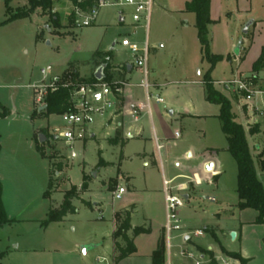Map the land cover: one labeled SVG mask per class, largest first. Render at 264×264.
I'll use <instances>...</instances> for the list:
<instances>
[{
	"label": "rangeland",
	"instance_id": "1",
	"mask_svg": "<svg viewBox=\"0 0 264 264\" xmlns=\"http://www.w3.org/2000/svg\"><path fill=\"white\" fill-rule=\"evenodd\" d=\"M185 1L155 0L147 30L149 71L168 85L166 93L160 95L164 104L157 105L165 124L160 122L151 101V117L141 116L136 124L143 129V138L112 144V128L95 124L90 128L95 132L94 138L86 136L82 142L72 144L75 158H70V147L63 140H53L51 135L53 129L63 128L60 115H41L30 120L34 102L31 86L40 83V70L47 66L58 74L69 62L77 61L81 63V74L86 73L90 54L95 50L107 53L112 64L120 66L127 61L121 40L128 37L141 43L143 21L133 24L128 7L105 6L98 10L92 25L80 27L82 18L67 16V3L58 1L54 4L58 13L53 9L49 14L37 10L26 19L0 25V104L10 113L0 119L4 160L1 166L10 191L17 192L20 198L16 210L22 219L43 220L52 202L59 206L71 187L77 189L72 201L74 212L67 214L61 224L42 229L31 223H17L0 229V251L5 252L0 264H114L113 213L126 210L131 212L132 227L148 228L149 234L137 238L136 255L121 264H150L149 255L165 222L163 181L182 201L178 210L181 231L171 234L165 251L166 264H195L200 256L204 257L200 264H240L233 254L240 255L246 264H264V225L255 223L256 211L237 207L236 165L227 152L217 118L219 108L206 102L204 86L199 83L209 63L202 57L194 15L184 12ZM8 6L13 11L22 9L27 0H9ZM223 6L226 11H233L234 0H225ZM5 11V0H0V23L6 19ZM53 14L57 23L51 22ZM133 25L137 28L133 29ZM241 30L243 27L237 36L242 35ZM210 32L208 27L212 53ZM234 71V63L219 62L211 79L218 82L216 88L232 102L236 120L244 127L243 106L231 97V89L220 84L233 79ZM256 74L252 72L250 79H255ZM140 95L145 103L142 91ZM166 98L190 117L182 121L176 115L167 117ZM249 106L258 110L256 122L264 128V98L253 99ZM115 116V122H123L124 115ZM152 125L160 141L159 151L152 147ZM174 130L179 138L173 137ZM161 132H166L168 138L161 140ZM40 134L46 137L45 143L37 142L44 157L35 148ZM32 154L38 161L31 158ZM260 156H252L257 174ZM209 163L214 165L208 168ZM49 172L51 187L47 189ZM83 175L87 177L84 192L79 191ZM118 187L124 188L125 193L114 200L112 194ZM46 190L51 201L43 197ZM195 231L202 235H193ZM231 232L236 233L234 240ZM13 238L16 239L12 241ZM12 242L20 243L19 250ZM24 247H33L37 252L28 253ZM181 252L191 253L193 259L180 256Z\"/></svg>",
	"mask_w": 264,
	"mask_h": 264
},
{
	"label": "trees",
	"instance_id": "2",
	"mask_svg": "<svg viewBox=\"0 0 264 264\" xmlns=\"http://www.w3.org/2000/svg\"><path fill=\"white\" fill-rule=\"evenodd\" d=\"M8 1L5 0L6 19L0 25L8 24L10 22L26 19L30 14L40 11L42 14H49L52 10L54 2L62 0H27V6L22 9L12 10L8 6ZM73 6V11L70 17L77 12L80 17L87 16L90 11L95 8L99 0H66ZM210 1L211 0H189L184 4V12L194 15V24L197 31V39L200 44L202 57L209 63V69L202 78V83L205 89L206 102L218 106L217 118L221 124V131L225 136L227 144V152L230 154L235 162L237 175H236V195L238 199L237 207L239 210H254L257 212L255 223L264 225V179L261 174H257L253 165V158L246 138V132L243 126L236 120L237 116L232 110V102L216 87L211 79V72L216 64L223 60L230 61V57L213 55L210 52V40L208 36V27L214 22L210 18ZM58 18L55 14L51 16V22L57 23ZM111 56L107 53L95 51L92 53L89 64L93 68L99 67L101 64H106L104 70L105 82H110L112 77L108 74V63ZM72 63L68 64L65 73L71 75L73 80L80 84L94 82L95 79L91 76L89 79H82L79 77L77 71L72 69ZM251 72L259 73L264 72V47L260 50V55L251 66ZM35 104V103H34ZM45 109L37 113L35 109L31 115V119H35L38 115L49 116L52 114L61 115L71 110L69 104V92L67 89L58 88L54 92L47 94L44 101ZM8 110L1 106L0 119H5L8 116ZM247 133L253 135L257 133V126L250 128ZM36 151L44 157L41 151V146L37 145ZM112 143L121 142V132L118 130L112 140ZM122 145V142H121ZM1 150V148H0ZM260 161L261 171H264V160ZM100 162V161H99ZM57 171H60V164L57 165ZM50 173L48 177L47 189L51 187ZM83 182L79 191L87 190V177L83 175ZM76 187H71L63 197L62 203L58 207L50 204L46 214V218L40 222V226L45 228L51 223L63 222L64 217L74 212L72 201L76 199ZM2 186L0 183V228L12 223L8 220L2 199ZM48 190L43 193L45 199H49ZM53 203V202H52ZM115 229L112 234L113 239V263L118 264L120 261L130 257L136 252L133 239L141 234H149V229L144 227L131 226V212L124 211L123 213H116L114 215ZM165 241L164 233L162 232L157 240L154 251L151 254V264H166L165 257ZM5 253L0 252V261L4 258ZM232 257L239 261L240 264H246L247 261L240 257L238 254H233ZM212 263L214 260H211ZM215 263V262H214Z\"/></svg>",
	"mask_w": 264,
	"mask_h": 264
},
{
	"label": "crops",
	"instance_id": "3",
	"mask_svg": "<svg viewBox=\"0 0 264 264\" xmlns=\"http://www.w3.org/2000/svg\"><path fill=\"white\" fill-rule=\"evenodd\" d=\"M62 1L67 3V5L69 7V13L67 16H70L71 12L73 11L72 4L66 0H62ZM187 1H189V0H187ZM187 1H185V3ZM224 1L225 0H211L210 1V18L214 22L212 25L209 26L210 30H211L210 33H211L212 54L223 56V57H226V56L233 57V58H231L230 61H226V60H223V61L229 63L230 65L232 63L235 64L234 76L240 75L242 77H249V75L252 73L251 72V66L259 57L261 48L264 47V0H234V10L233 11H226L224 9V6H223ZM55 3L56 2H54V4ZM54 4L52 7L53 12H57L56 8L54 7ZM119 21L123 22L124 18L120 17ZM248 23H249V27H248L247 34L246 35L242 34V30H241L242 35L237 36L238 30L241 29L242 27L244 28V26ZM235 36H237V37L234 40ZM130 40H133V39H130ZM239 40H241V46L239 49V55L236 56L234 54V50H235ZM235 41H237V42H235ZM95 51H99V50H95ZM95 51H93L92 53H94ZM92 53L90 55H92ZM126 54H127V61H125V62L123 61L120 66H117V65L114 66L110 60L108 63V69H107L108 74L112 78H114L116 80H124L128 84V86H126L124 88V94L120 100L121 108L124 107L121 110V112L119 113L121 115H124L123 122H120V121L115 122L116 116H114L113 118L110 117V118H106V119H99L95 123L96 125H99L101 128H107V129L112 128L114 134H113V137L109 138V140H112L115 136L116 131L119 130L121 132L122 145H123L124 141L127 139H132L134 137L143 138V135H142L143 129L140 126H137L136 124L139 122V119L141 118V116H144V115L147 116L148 115L149 117H151V107H150L151 101H153V106H154V108H156L155 110H156V113L158 115V118L160 119V122L165 124V122L163 121V118L160 117V115L157 111V105L164 104V100L162 99L163 103H155V101L152 97V98H149L148 102L146 101V92L140 86V83L143 79L142 73L140 70H138L136 67L133 66V59L130 56V54L128 53V51ZM87 61H85V63ZM69 63H72V65H73L72 69L77 71L78 75L80 74L79 75L80 78L87 77V79H89L91 76H94V72L98 68V67L93 68L90 64H88L87 68L89 70L86 71V73L81 74L80 69H79L81 63H79L77 61L69 62ZM101 65H105V68H104V70H105L107 65L106 64H101ZM127 67H130V68L128 69ZM67 68H68V64L64 68V70L60 71V73H58V74H61ZM104 70H103V74H104ZM113 72L115 73L116 77H113ZM52 74L58 75V74L53 73V71H52ZM234 76H233V78H234ZM255 76H257V77L253 80L254 86L257 88L261 87L262 83H264V72H259ZM226 81H229V80H226ZM213 82H214V86L216 87V84L218 82H216L214 80H213ZM199 83H201L203 85L202 80H200ZM147 84H148L147 94L149 96H154V97L155 96L160 97V95L162 93L165 94L167 86H168L167 83L160 82L156 78V76L153 74L152 70L149 71L148 64H147ZM224 89H226V88H224ZM151 90L153 92H151ZM226 90H229V89H226ZM140 91H142V93H143L145 103L143 102V99L140 95ZM153 94H155V95H153ZM236 95L237 94H233V92L231 90V97L233 99H235L236 103L238 105H240V107L243 106V108H244V109H242V112H243L242 116H243V119L245 122L244 123L245 125L243 127L245 129V131H248L250 128H252L254 126H257V133H255L253 135H249L250 139L249 140L247 139L251 155L253 156V153H255L256 155L264 154V128H262L260 123L256 122V115L258 114V110L254 107L253 108L250 107L249 105H245L243 100L242 99L239 100V96L238 95L236 96ZM240 103H243V104H240ZM174 104L175 103L171 104V102L167 98L165 99V106L167 107V117L174 118V116L176 115L180 121H182V119L184 120L185 118L190 117L186 112L182 111L180 108L176 107ZM1 106L2 105L0 104V108H1ZM137 106L142 107V109L138 113V120L136 122H134L133 119L127 113L129 111V109L135 110ZM2 107H4V106H2ZM42 107L43 106H36L33 102V111L36 109L39 113L41 110L40 108H42ZM5 109H7V108H5ZM41 111H43V110H41ZM32 113H31V115H32ZM9 115H10V113H8V116ZM31 115H30V120H32ZM38 116H41V115H38ZM38 116H36V117H38ZM128 118L131 119L132 122L126 124L125 121ZM151 127H152V134L154 137L152 147L154 146L156 149L155 139H156L158 145H160L159 144L160 141L156 137V130H155L154 126L152 125ZM123 131H124V133H123ZM175 132H177V131L176 130L173 131V137H174ZM94 133L95 132L90 130L89 137L94 138L95 137ZM161 137H160L161 140H163L164 138H166V139L168 138L166 135V132H161ZM174 138H179V133H178V137H174ZM53 140H55V139H53ZM112 144H118V143H112ZM0 148H1V150H0V170H2L1 172H3V166H1V165H2L4 160H3V148H2L1 141H0ZM31 153L32 152H30V154ZM144 154H146L145 150H144ZM152 155L154 156L153 153H152ZM153 156H152V158H153ZM31 158L33 160L38 161L36 159V156L33 154L31 156ZM260 159L264 160V155H262V157ZM154 163H155V160H154ZM143 165H147V164L144 163ZM259 167H260V163H259ZM160 169L162 170L161 166H160ZM1 172H0V183L2 186L1 199H2V203H3V207H4V211H5V215H6L7 219L11 220L13 222L8 224V225L1 227L0 229H4V227H10V226L17 224V223H31V224L37 225V227L41 228L40 222L43 221L44 219L41 220V219H32V218H29V219H22L21 218L22 215L19 214L20 211L17 212V210H16L17 209L16 206H18L17 202L20 201L18 193L17 192L15 193L14 190L10 191V188L8 187L10 182H8L7 179H4V177H3L4 172L3 173H1ZM259 172L261 174V178L264 179V171H261V167L259 169ZM162 199H163V203H164V193H163ZM186 199H187V197H186ZM47 200L51 201L50 199H47ZM51 205H52V203H51ZM49 206H48V209H49ZM54 207H58V206H54ZM48 209H47V211H48ZM114 215H115V212L113 213V220H112V223H113L112 234H113L114 229H115ZM61 223L62 222L51 223V224L58 225ZM42 229H45V228L42 227ZM240 230H241V228L239 229V232H240ZM231 231H235V230H231ZM162 232H163V227H161L159 230V236ZM204 233L206 234V232H204ZM141 235H148V234H141ZM141 235H139V236H141ZM239 235H240V237L242 236L241 232ZM139 236H137L133 239V243H134V246L136 248V252L133 255H131L130 257L120 261L118 264H121L125 260L136 255V253H137L136 240ZM159 236H158V238H159ZM111 238H112V236H111ZM158 238L156 239L154 246H153V249L151 250V253L149 255L150 264H151V254L155 249ZM185 238L188 239V237H185ZM15 239L13 238L12 241ZM12 244H14V242H12ZM14 248L19 250L20 243H16V245L14 244ZM24 248L25 249L23 251H26L28 253H36L37 252V249H33V247H29V248L24 247ZM209 248L210 247L208 246V249ZM3 253H5V252H3ZM113 255H114V253H113V239H112V256ZM199 259H200L199 262L201 263V261H203L204 257L200 256ZM221 264H227V263H225V261H222Z\"/></svg>",
	"mask_w": 264,
	"mask_h": 264
},
{
	"label": "built area",
	"instance_id": "4",
	"mask_svg": "<svg viewBox=\"0 0 264 264\" xmlns=\"http://www.w3.org/2000/svg\"><path fill=\"white\" fill-rule=\"evenodd\" d=\"M155 0H99L95 8L85 17H80L76 12L77 17L82 18L80 27H89L95 21L97 12L100 8L105 6L128 7L132 10L133 24H139L143 21V29L145 30L142 42L139 43L124 37L120 45L125 48L133 59V66L141 71L143 79L140 86L146 92V101L149 98L154 99L155 103H163L162 98L158 96H149L147 94V64L149 56V43L147 30L150 21V15ZM142 27V26H141ZM137 26L133 25V29ZM41 81L38 84L32 85L31 89L34 94V103L37 106L44 104L48 93L56 91L58 88L67 89L69 92V104L71 110L60 115L63 128L61 131L53 129L52 137L61 139L70 147V158H75L77 154L71 149L72 144L82 142V140L90 135V128L99 119L113 118L117 113L119 114L124 108L120 106V100L124 94V88L128 84L124 80L111 79L110 82L94 81L86 84H80L73 80L70 74L62 72L58 75L52 74V67L47 66L40 70ZM254 78L242 77L235 75L233 79L220 82L223 88L231 89L235 92L245 105H249L255 98H264V83L261 87H255ZM98 94L99 98L96 100L94 96ZM147 106V105H146ZM144 107V106H143ZM142 107L137 106L135 110L129 109L128 115L134 122L138 120V113ZM126 113V112H125ZM174 137H178V133H174ZM156 149L159 151L161 146L157 144L155 139ZM125 193V189L118 187L112 194L114 200H119ZM164 193V212L165 222L163 226V233L165 239V249L169 248V241L173 232L181 231L180 219L178 215L179 208L182 207V201L179 197L171 193L167 181H163ZM183 235V234H182ZM195 236L202 235L201 231H195ZM183 238L186 235L182 236ZM180 256L188 259H193L191 253H180ZM200 264V262H195Z\"/></svg>",
	"mask_w": 264,
	"mask_h": 264
},
{
	"label": "water",
	"instance_id": "5",
	"mask_svg": "<svg viewBox=\"0 0 264 264\" xmlns=\"http://www.w3.org/2000/svg\"><path fill=\"white\" fill-rule=\"evenodd\" d=\"M121 20V19H120ZM248 27H249V23L248 24H246L245 26H244V28H243V30H242V34H244V35H246L247 34V32H248ZM240 46H241V40H239V42H238V44H237V46H236V48H235V50H234V54L236 55V56H238L239 55V49H240ZM104 68H105V65H101L100 67H98L97 69H96V71L94 72V79L96 80V81H101V80H103V78H104V74H103V70H104ZM128 69L130 68V67H127ZM94 98L96 99V100H98V98H99V95L98 94H96L95 96H94ZM41 110H44L45 109V106H43L42 108H40ZM40 110V111H41ZM55 139V138H54ZM45 141H46V137L43 135V134H40L39 136H38V143L39 144H43V143H45ZM213 166V164L212 163H209V165H208V168H211ZM185 199H186V197H185ZM231 238H232V240H234L235 239V237H236V233L235 232H231ZM185 240H187V238H185Z\"/></svg>",
	"mask_w": 264,
	"mask_h": 264
}]
</instances>
